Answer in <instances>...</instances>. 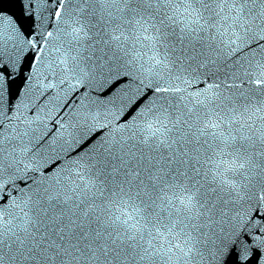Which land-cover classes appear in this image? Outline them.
Masks as SVG:
<instances>
[{
  "label": "snow or ice",
  "instance_id": "1",
  "mask_svg": "<svg viewBox=\"0 0 264 264\" xmlns=\"http://www.w3.org/2000/svg\"><path fill=\"white\" fill-rule=\"evenodd\" d=\"M0 264H264V0H0Z\"/></svg>",
  "mask_w": 264,
  "mask_h": 264
}]
</instances>
